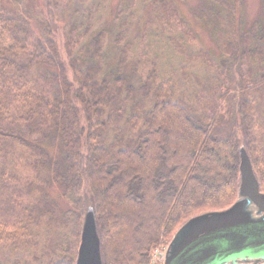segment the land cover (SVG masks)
Returning a JSON list of instances; mask_svg holds the SVG:
<instances>
[{
    "label": "trees",
    "instance_id": "16d2710c",
    "mask_svg": "<svg viewBox=\"0 0 264 264\" xmlns=\"http://www.w3.org/2000/svg\"><path fill=\"white\" fill-rule=\"evenodd\" d=\"M87 1L85 32L63 33L68 0H45L39 30L22 0L17 10L0 0V264H76L89 205L104 264H153L188 219L236 202L242 145L264 192V21L244 24L243 0H211L216 57L191 50L197 36L176 0H127L130 17L141 1L143 33L168 41L185 73L205 71L182 86L157 67L128 74L130 44L108 68V31L92 24L110 0Z\"/></svg>",
    "mask_w": 264,
    "mask_h": 264
},
{
    "label": "rangeland",
    "instance_id": "374dc122",
    "mask_svg": "<svg viewBox=\"0 0 264 264\" xmlns=\"http://www.w3.org/2000/svg\"><path fill=\"white\" fill-rule=\"evenodd\" d=\"M22 1L34 14L35 20L33 24L35 29L39 30L38 21L43 17L46 10L45 0ZM20 2L21 0H3V5L7 9L17 10ZM176 2L197 36V42L194 43L191 50L199 51L205 49L214 53L217 57L219 47L211 33L214 24L218 21L215 14L212 13L214 3L211 0H176ZM89 7L90 2L87 0H68L58 15V22L62 32H67L71 27H76L80 32H85L90 16ZM142 9L141 1L137 2L134 8L135 17H130V8L127 0H110L103 11L94 14L92 34L103 29L108 31L104 52L107 67H115L125 55L126 46L130 44L132 51L129 52L125 67L126 72L130 75H133V71L136 68L147 75L150 69L157 67L160 72L165 71L176 75L179 83L183 86L188 83V74H203L205 71L196 67H189V72L185 73L183 67L188 66L187 62L168 41H162L161 38L155 37L154 34L143 33L141 26ZM240 16L246 25L257 19L264 21V0H243ZM125 20H129V30L124 40L119 41L118 34L121 24ZM50 151L53 159L60 157L57 146L51 148ZM50 192L62 212L72 208L71 204L65 199L61 187L54 185ZM61 240L62 234L60 230H54L48 241L46 251L57 252V244ZM169 243L163 244L156 249L153 264H164L165 253ZM55 255L57 258L60 257L59 252Z\"/></svg>",
    "mask_w": 264,
    "mask_h": 264
},
{
    "label": "water",
    "instance_id": "95a60500",
    "mask_svg": "<svg viewBox=\"0 0 264 264\" xmlns=\"http://www.w3.org/2000/svg\"><path fill=\"white\" fill-rule=\"evenodd\" d=\"M241 183L227 209L188 219L174 234L164 264H239L264 260V192L245 145L240 147ZM76 264H104L97 212L85 210Z\"/></svg>",
    "mask_w": 264,
    "mask_h": 264
},
{
    "label": "flooded vegetation",
    "instance_id": "af4514ba",
    "mask_svg": "<svg viewBox=\"0 0 264 264\" xmlns=\"http://www.w3.org/2000/svg\"><path fill=\"white\" fill-rule=\"evenodd\" d=\"M239 264H256V263L251 262L249 260H244V261L240 262ZM257 264H264V260L262 262L257 263Z\"/></svg>",
    "mask_w": 264,
    "mask_h": 264
}]
</instances>
